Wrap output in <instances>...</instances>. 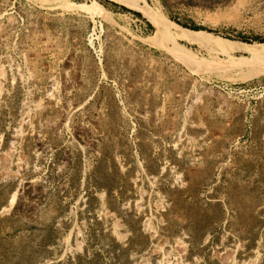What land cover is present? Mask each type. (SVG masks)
Masks as SVG:
<instances>
[{
    "label": "rangeland",
    "instance_id": "obj_1",
    "mask_svg": "<svg viewBox=\"0 0 264 264\" xmlns=\"http://www.w3.org/2000/svg\"><path fill=\"white\" fill-rule=\"evenodd\" d=\"M134 1L0 0V264H264V72L145 14L264 43V0Z\"/></svg>",
    "mask_w": 264,
    "mask_h": 264
},
{
    "label": "bare ground",
    "instance_id": "obj_2",
    "mask_svg": "<svg viewBox=\"0 0 264 264\" xmlns=\"http://www.w3.org/2000/svg\"><path fill=\"white\" fill-rule=\"evenodd\" d=\"M119 1L135 9H141L140 6L134 0ZM75 6L83 11L85 10L89 13V15H105L107 16V18L108 16L110 17L109 13L104 7L96 4H75ZM145 14L147 18L156 26L160 33H163L167 36H171L173 37V39H182L191 43H197L202 45V47L204 46L211 49L214 52L226 53L227 55H230L233 52H249L251 57L248 60L250 61L252 59L255 63H258V66L253 67L249 70L253 72L255 71V73L264 72V43L256 42L254 44H248L240 41L226 39L205 30L195 31L192 29L185 28L171 21L168 17L164 15L160 8H151L150 10L146 11ZM111 17L110 21L113 20ZM190 58L192 61L200 64L199 66H201V69L199 70L201 71L213 70L215 68H217L218 70H226L230 69L229 66H233L235 64L229 60L220 59V57L214 55L211 56V59H208L204 57H199L196 54L192 53L190 54ZM249 70L246 71V77H250L252 73Z\"/></svg>",
    "mask_w": 264,
    "mask_h": 264
},
{
    "label": "trees",
    "instance_id": "obj_3",
    "mask_svg": "<svg viewBox=\"0 0 264 264\" xmlns=\"http://www.w3.org/2000/svg\"><path fill=\"white\" fill-rule=\"evenodd\" d=\"M195 29H196L195 31H198V30H197L198 28H195Z\"/></svg>",
    "mask_w": 264,
    "mask_h": 264
}]
</instances>
